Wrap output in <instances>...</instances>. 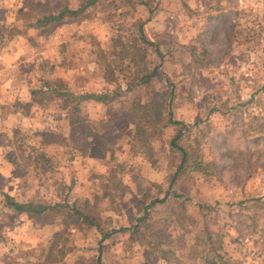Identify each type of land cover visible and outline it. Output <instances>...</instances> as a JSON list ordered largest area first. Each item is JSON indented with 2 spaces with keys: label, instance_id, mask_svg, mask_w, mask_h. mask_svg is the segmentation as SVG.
<instances>
[{
  "label": "rangeland",
  "instance_id": "374dc122",
  "mask_svg": "<svg viewBox=\"0 0 264 264\" xmlns=\"http://www.w3.org/2000/svg\"><path fill=\"white\" fill-rule=\"evenodd\" d=\"M88 1L0 0V264H264V0Z\"/></svg>",
  "mask_w": 264,
  "mask_h": 264
},
{
  "label": "trees",
  "instance_id": "16d2710c",
  "mask_svg": "<svg viewBox=\"0 0 264 264\" xmlns=\"http://www.w3.org/2000/svg\"><path fill=\"white\" fill-rule=\"evenodd\" d=\"M96 1H98V0H89L88 3L82 5L81 8H79V9H73L72 7L68 6L67 4L63 5V7L61 6L62 8L56 10V11H58V13H56V11H55L52 14H49V15L47 14L45 17H43V20L40 19L38 22L44 21V23H48V22L54 21L55 22L54 27H56L57 25L64 23L67 17L78 15L81 11L84 10V8L86 7L87 4H93ZM1 11H2V9H0V13H1ZM32 11H27V12H30V15H32ZM0 28H2V25H0ZM137 34H138V37L144 43V46H145V44L153 45V42L145 34L143 25L139 26ZM133 47H134L133 50H125V49L120 50V54L123 57L126 55H130V53H132L131 55H133L135 57L138 52H142V54L144 56L146 55L145 47L138 46L137 44L133 45ZM157 50L159 52V49H157ZM99 52L103 55L105 51L103 49H100ZM134 57H132V60H134ZM155 74H156V70H154L150 74L144 75L142 77V79L139 80L138 82H141L143 80L149 81L152 78V76H154ZM133 86H134V84H130L128 86V89L133 88ZM52 90L54 93L56 92L58 95H60L62 97L64 96L66 100L72 99L68 95L69 93H66L67 91H59L55 88ZM40 91H43V90L42 89L38 90V92H40ZM35 92H36V90H35ZM86 98L95 99L98 101H104L108 97L106 94L88 93ZM75 108L77 109V106ZM132 111H134L132 114H133L134 122L137 126V140H138V142H140V144L142 146L143 145L149 146L151 139L160 133L159 127L162 126V124L165 121H163V118L161 116H156L150 110L145 109V108H143L137 104L134 107H132ZM168 120L171 123H175V124L180 123V121L174 120L171 117V115H170V117H168ZM180 134L178 135V137L180 136ZM176 140L177 139L175 137V139L172 142L173 146H176V143H175ZM9 205L11 207H13V210L16 212L33 214V215H40L50 208L49 205H44L42 203H33L31 201L25 202V203H20L19 201L12 200V201H10ZM80 212L82 213L81 210H80ZM82 215L84 216L85 213ZM85 216L87 217L88 215H85ZM208 233L210 234L209 238L211 239V232L208 231ZM218 236H220V235L218 234ZM214 249H216V247L212 248V250H214ZM62 252H64V251H62ZM221 260H222V257H221ZM223 263L229 264L228 261L225 262L224 260H223ZM208 264H221V261H219L215 257H209L208 258Z\"/></svg>",
  "mask_w": 264,
  "mask_h": 264
},
{
  "label": "crops",
  "instance_id": "0c3cea01",
  "mask_svg": "<svg viewBox=\"0 0 264 264\" xmlns=\"http://www.w3.org/2000/svg\"><path fill=\"white\" fill-rule=\"evenodd\" d=\"M10 66H11V64H8V63L0 60V76L10 75V77H12V81H13L12 68ZM8 86H9L8 81L5 80V83L0 81V90L1 91L3 90L4 92H7ZM19 87H21V86H19ZM13 90L18 91L20 89L13 86Z\"/></svg>",
  "mask_w": 264,
  "mask_h": 264
}]
</instances>
